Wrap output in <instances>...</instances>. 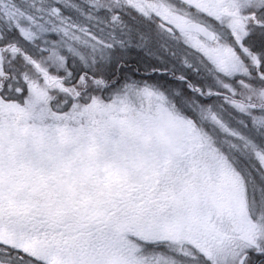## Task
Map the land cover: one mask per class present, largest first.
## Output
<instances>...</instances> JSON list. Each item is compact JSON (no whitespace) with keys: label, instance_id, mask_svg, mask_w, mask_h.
<instances>
[{"label":"snow or ice","instance_id":"snow-or-ice-1","mask_svg":"<svg viewBox=\"0 0 264 264\" xmlns=\"http://www.w3.org/2000/svg\"><path fill=\"white\" fill-rule=\"evenodd\" d=\"M0 264H264V0H0Z\"/></svg>","mask_w":264,"mask_h":264}]
</instances>
